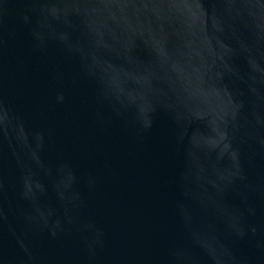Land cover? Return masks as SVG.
<instances>
[{
  "label": "water",
  "instance_id": "water-1",
  "mask_svg": "<svg viewBox=\"0 0 264 264\" xmlns=\"http://www.w3.org/2000/svg\"><path fill=\"white\" fill-rule=\"evenodd\" d=\"M0 264H264V0H0Z\"/></svg>",
  "mask_w": 264,
  "mask_h": 264
}]
</instances>
